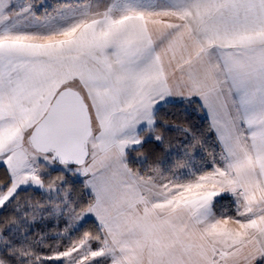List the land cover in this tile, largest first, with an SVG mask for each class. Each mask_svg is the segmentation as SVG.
<instances>
[{
	"label": "snow or ice",
	"instance_id": "6c2138e0",
	"mask_svg": "<svg viewBox=\"0 0 264 264\" xmlns=\"http://www.w3.org/2000/svg\"><path fill=\"white\" fill-rule=\"evenodd\" d=\"M0 264H264V0H0Z\"/></svg>",
	"mask_w": 264,
	"mask_h": 264
},
{
	"label": "rangeland",
	"instance_id": "374dc122",
	"mask_svg": "<svg viewBox=\"0 0 264 264\" xmlns=\"http://www.w3.org/2000/svg\"><path fill=\"white\" fill-rule=\"evenodd\" d=\"M191 119H198L196 116H195V113H193V115L190 117Z\"/></svg>",
	"mask_w": 264,
	"mask_h": 264
}]
</instances>
